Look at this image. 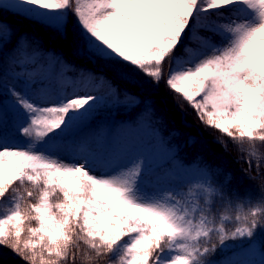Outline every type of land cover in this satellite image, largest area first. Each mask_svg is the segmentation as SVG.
<instances>
[{"label":"snow or ice","instance_id":"obj_1","mask_svg":"<svg viewBox=\"0 0 264 264\" xmlns=\"http://www.w3.org/2000/svg\"><path fill=\"white\" fill-rule=\"evenodd\" d=\"M212 10L221 19H211ZM21 22L105 72L88 74L94 92H73L53 105L11 91L20 120L10 133L0 116V249L25 264H212L209 257L228 241L253 244L264 229V187L255 202L234 204L231 174L206 168L186 191H148L160 178L145 158L118 166L74 137L103 102L96 93L138 106L145 101L130 89L146 78L163 83L178 107L185 102L203 125L230 139L250 169L255 160L259 172L264 0H2L0 51L34 43L20 32ZM166 60L174 65L167 73ZM216 142L228 150L225 140ZM65 149L74 162L60 158ZM230 220L236 226L228 230Z\"/></svg>","mask_w":264,"mask_h":264},{"label":"trees","instance_id":"obj_2","mask_svg":"<svg viewBox=\"0 0 264 264\" xmlns=\"http://www.w3.org/2000/svg\"><path fill=\"white\" fill-rule=\"evenodd\" d=\"M215 11L216 10H212L208 14L213 20L218 19V17H215L212 14ZM226 14L228 15L227 12ZM72 18L74 19V17ZM19 30L22 33H27L33 39L34 43L30 46H18L16 48L0 51V98L11 96L14 99L11 95L12 90L23 94L28 91V88L30 90L38 88V86H36L37 84L35 85L33 83H30L27 87H25L22 81H19L13 76L14 70L21 65L20 63L23 60H25V56L39 54L40 56L37 61L39 63H46L48 61L49 54L53 52L52 54L54 60L57 62L64 60L67 64L72 65L69 72L71 74L75 72L73 76H88L89 73L93 72L97 74L105 72V66L103 64H99L95 60L89 61L78 57L69 49L67 45L53 43L47 39L43 30L34 25L21 22ZM200 35L210 36L211 34L207 32H200ZM212 40L213 42H218V37L213 36ZM185 43H187L190 48H197L196 44L188 43L187 41H185ZM179 52L180 49L178 48L177 54H179ZM166 62L169 61L166 60L165 63ZM92 65L94 66L92 67ZM168 67L170 69L174 67V65L169 63ZM56 69L60 70L58 66H56ZM108 75L111 76V73ZM134 83L138 85V87L131 88L130 91L139 95L145 101L138 106H128L122 98L117 101L107 96L105 92L104 94L101 92L96 93L104 96V100L93 115L96 119H93V121H91L92 123L84 130V139L86 141L88 140L90 146H100V144H103L106 140L107 134H104V130L102 133H98L99 128H101V124L104 123L105 115L120 116L119 119L131 121L134 124L145 122L146 124H149L152 129H154V138L158 140V143L163 148V151H175L174 157L181 163L188 165L195 164L203 169L211 168L215 170L219 168L222 169L223 172L231 174L232 179L228 190L232 193L231 198L233 199L234 204L244 203L247 205L249 200L253 202L257 200L260 195L261 187H264V171H262V173H260V170L259 172L257 171L255 160H253L252 166L255 167L256 174H251L255 171L248 170L249 164L246 162L247 157L237 152L229 138L223 134H221L222 137L218 134L214 135L217 133L216 130L208 129L198 120L195 121V117L190 114L188 115V113H186V109L182 108V112L187 115L186 119L189 118V116L193 117V123L190 120H187L186 123H182V121L180 122L177 117L170 116L168 112L165 111L166 108L160 101L162 96L165 94L169 95V97L173 99V94L165 87L164 84L162 90L157 91L153 87L155 85H149L141 79H135ZM54 90L55 88L51 89V94L55 93ZM153 103L155 105L154 109L149 107V105H152ZM16 119L17 116L15 113H9V119L5 121L7 126L6 130L8 132L11 133L13 131L11 123ZM110 120H106L107 123H110ZM107 127L108 124L105 129L110 130ZM101 129H104V125ZM76 134H78V132ZM213 137H220V139L225 140L228 143V150L225 151L224 148H211V144L214 143H212L210 139ZM160 168V166L151 167V171L154 175H159L163 173L160 172ZM261 168L264 170V166ZM250 176L255 177V179H250ZM213 211L218 217L221 211V204L219 201H217L214 205ZM228 214L230 216H234L235 209H230ZM218 222L219 221L217 219V223ZM235 226L236 224L232 220L231 223H225V227L228 230L233 229ZM255 240L261 243L264 242V229L257 230ZM233 243H237V241H228L226 244L233 246ZM231 251L232 250L230 249H225L224 246L212 254L209 259L211 262L222 261ZM106 260L107 258H105V261ZM0 264H25V262L14 255L10 250L5 248L0 249ZM77 264H79V260Z\"/></svg>","mask_w":264,"mask_h":264},{"label":"rangeland","instance_id":"obj_3","mask_svg":"<svg viewBox=\"0 0 264 264\" xmlns=\"http://www.w3.org/2000/svg\"><path fill=\"white\" fill-rule=\"evenodd\" d=\"M0 2H2V0H0ZM52 53L53 52L49 54L48 61L46 63H39L37 61L40 56L39 54L25 56V60L20 63L21 65L18 66L13 73V76L19 78L21 81H29L30 83L32 82L35 85L37 84L36 86H38V91L36 93H34L29 88L27 91L28 95L33 97V99L36 100L37 103H39L40 100H43L45 101V103L53 105L57 102L59 97H62L64 95H71L73 92H78L79 95H84L86 91L89 93L95 91L93 84L87 80V76H73L75 72L72 74L69 72L70 68L67 67L65 61L60 60L57 62L53 59ZM56 66H58L60 70H57ZM93 66L94 65H92V67ZM168 66L169 62H166V73L169 70ZM140 79L143 82L147 83L146 78ZM25 85V87L28 86L27 83ZM153 87L157 91H161L163 88V83H161L159 86ZM54 88L55 93L51 94V89ZM100 92L104 94L103 90H101ZM41 97H43V99H40ZM160 101L166 108L165 111L168 112L170 116L177 117L180 122L182 121V123H186L187 120H190L193 123L192 119H194L190 116L186 119L187 115L182 112V108L186 109V113H188V115H193L195 117V121L198 120L195 116V111L185 102L180 103L178 107L177 102L174 100V98L171 99L167 94L163 95ZM9 112L17 113L14 108V99L11 96L1 97L0 116L3 117V121L8 118ZM94 117L88 123L81 126V128L78 130V134H76L74 139L77 142L83 141L85 143L86 151L91 152L94 157H111L118 166L127 164L130 159H133L137 156L145 158L146 163L149 164L150 167L160 166V172L163 173L154 175L155 177L160 178L159 183L154 182L147 188L148 191L167 189L186 191L187 186H189L192 182L200 179V172L204 169L198 167V165L195 164L188 165L181 163L178 159H175V151L173 150L164 152L163 148L158 143V140L154 138V129H152L149 124H146L145 122L134 124L131 121L119 119L120 116L105 115L104 123L101 124V128L104 125V129L99 128L98 133H102V131L104 130V134H107L106 140L103 144H100L99 147L96 146L92 148V146L89 145L88 140L86 141L84 139V130L92 123L91 121H93V119H96ZM17 118L18 120L16 122L20 120L19 115H17ZM108 119L110 120V123H107L106 120ZM107 124V128H109L110 130L105 129ZM5 129H7L6 125ZM216 134L221 136V133H219L218 131L214 135ZM216 138L217 137H213L210 139L211 142L214 143L211 144V148L213 147L215 149H222L223 147L221 146V144L216 142ZM10 139L15 143H22L23 141V138L19 135H17L16 137L10 136ZM260 152L264 153V149L261 148ZM60 158L66 163L74 162L72 159V149H65L64 151H62L60 153ZM252 167L250 169L248 166V170H253L255 172L251 174H256L255 167ZM262 171L264 170L260 168V173H262ZM228 223H231V220L228 221ZM127 239L128 237H125L124 240ZM263 243L254 240L251 246H249V244H247L246 242L241 241L233 243V246L226 244L225 249H230L232 251L229 252L228 256L222 261H214L212 262V264H227L228 261H238L239 264H264Z\"/></svg>","mask_w":264,"mask_h":264}]
</instances>
